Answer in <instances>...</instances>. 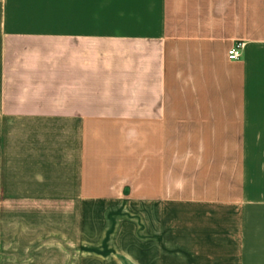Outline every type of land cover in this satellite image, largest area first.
<instances>
[{"label": "crops", "instance_id": "obj_1", "mask_svg": "<svg viewBox=\"0 0 264 264\" xmlns=\"http://www.w3.org/2000/svg\"><path fill=\"white\" fill-rule=\"evenodd\" d=\"M79 2L48 31L0 0V187L6 122H44L100 247L76 264H264V0H156L150 26L115 32Z\"/></svg>", "mask_w": 264, "mask_h": 264}, {"label": "rangeland", "instance_id": "obj_2", "mask_svg": "<svg viewBox=\"0 0 264 264\" xmlns=\"http://www.w3.org/2000/svg\"><path fill=\"white\" fill-rule=\"evenodd\" d=\"M156 0H94V31L146 29ZM79 0H15L12 25L31 30L66 29ZM137 12V13H136ZM62 25H56L55 20ZM90 20V19H89ZM148 26V28H149ZM66 27V28H65ZM24 117L6 122L0 187V264H76L100 247L84 242L77 161L61 145L63 131ZM67 135L69 132L66 133ZM85 212V213H84ZM113 218L127 210H112ZM89 217L106 216L102 211ZM111 229L107 234L109 248ZM127 264H131L126 261Z\"/></svg>", "mask_w": 264, "mask_h": 264}, {"label": "built area", "instance_id": "obj_3", "mask_svg": "<svg viewBox=\"0 0 264 264\" xmlns=\"http://www.w3.org/2000/svg\"><path fill=\"white\" fill-rule=\"evenodd\" d=\"M242 47H243V42L241 41L235 42L228 50L229 58L232 59L239 58L242 54Z\"/></svg>", "mask_w": 264, "mask_h": 264}]
</instances>
